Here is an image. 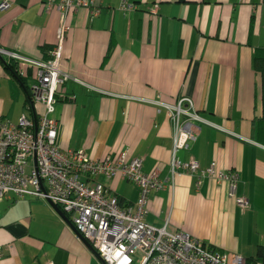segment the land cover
Returning <instances> with one entry per match:
<instances>
[{"label":"crops","instance_id":"1","mask_svg":"<svg viewBox=\"0 0 264 264\" xmlns=\"http://www.w3.org/2000/svg\"><path fill=\"white\" fill-rule=\"evenodd\" d=\"M48 1L0 0L9 4L0 9V49L48 61L63 20L67 25L62 68L70 79L56 104L58 146L96 160L143 158V172H157L165 184L149 194L148 225L169 222L230 258H255L264 246V145L256 131L263 106L254 68L256 50L264 49V0H134L132 12L121 9L122 0H89V9L66 16L47 9ZM7 63L0 56V122L35 119L43 111L28 96L36 69L13 62L28 75L22 83ZM181 97L234 135L197 124V140L177 157L237 173L234 197L228 183L210 176L181 173L172 185L174 132L157 103ZM96 181L122 206L139 198L140 189L120 177ZM241 196L246 210L236 203ZM0 264L103 263L54 205L28 196L0 202Z\"/></svg>","mask_w":264,"mask_h":264},{"label":"built area","instance_id":"2","mask_svg":"<svg viewBox=\"0 0 264 264\" xmlns=\"http://www.w3.org/2000/svg\"><path fill=\"white\" fill-rule=\"evenodd\" d=\"M89 0H49L47 9L55 8L63 16L70 10L90 8ZM9 8L4 2L1 10ZM134 0H122L121 9L135 10ZM154 7L152 13H156ZM99 13V10L94 12ZM68 33L64 20L58 30L48 61L27 58L15 52L0 49V56L8 63L36 69V79L30 89L32 103L43 111L35 119L28 115L18 123L0 122V202L12 197L22 200L28 196L48 201L68 218L79 238L88 242L103 264H252L235 255L205 247L187 233L171 230L169 222L157 228L146 223L149 194L161 190L165 184L157 172L145 174L143 158L127 161L124 154L96 160L84 151H65L58 146L59 122L55 117L57 97L61 87L70 79L62 68L63 48ZM23 76V71H20ZM31 103V104H32ZM167 111L173 127V149L170 164L172 185L181 173L215 177L228 183L230 196L236 194L239 175L217 174L215 164L202 169L196 161L183 162L177 155L189 148L199 135L197 124L234 135L222 127L203 119L189 97H181L174 104L157 103ZM120 177L140 189L137 202L122 206L97 177ZM237 205L246 210L249 200L236 198Z\"/></svg>","mask_w":264,"mask_h":264},{"label":"trees","instance_id":"3","mask_svg":"<svg viewBox=\"0 0 264 264\" xmlns=\"http://www.w3.org/2000/svg\"><path fill=\"white\" fill-rule=\"evenodd\" d=\"M7 67L12 73V75L20 82L24 83V79H27V76H22L20 73L19 67L14 65V63H7ZM254 68L255 70L261 74V97H262V106H263V114L260 120L256 122V131L258 135V142L264 145V49H258L255 52L254 56ZM36 79V77H35ZM27 93L29 94L28 90ZM31 101V94L28 95ZM58 100V97H57ZM248 263L252 264H264V246L259 247L257 251V255L255 258L247 260Z\"/></svg>","mask_w":264,"mask_h":264},{"label":"water","instance_id":"4","mask_svg":"<svg viewBox=\"0 0 264 264\" xmlns=\"http://www.w3.org/2000/svg\"><path fill=\"white\" fill-rule=\"evenodd\" d=\"M56 209L59 211V213L64 217V219H66V221H68L69 222V220H68V218H67V216L59 209V208H57L56 207ZM85 243H87V245L92 249V247L89 245V243L88 242H85ZM93 250V249H92Z\"/></svg>","mask_w":264,"mask_h":264},{"label":"rangeland","instance_id":"5","mask_svg":"<svg viewBox=\"0 0 264 264\" xmlns=\"http://www.w3.org/2000/svg\"><path fill=\"white\" fill-rule=\"evenodd\" d=\"M136 264H138V263H136Z\"/></svg>","mask_w":264,"mask_h":264}]
</instances>
